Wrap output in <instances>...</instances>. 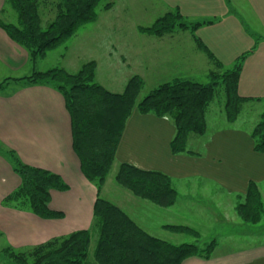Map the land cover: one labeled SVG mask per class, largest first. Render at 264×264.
Returning a JSON list of instances; mask_svg holds the SVG:
<instances>
[{"label": "crops", "instance_id": "1", "mask_svg": "<svg viewBox=\"0 0 264 264\" xmlns=\"http://www.w3.org/2000/svg\"><path fill=\"white\" fill-rule=\"evenodd\" d=\"M229 1L181 0V3L170 1L171 4L166 0L153 1V5L145 8V13L158 8L162 10L160 12L163 16L168 12H185L186 8L195 9L198 13L189 14V21L186 22L205 25L195 32L177 30L164 37L142 34L138 27L141 34L137 45L140 66L130 70L129 64L125 73L133 71L131 78L138 76L144 84L146 76L160 74L171 75L164 79L165 83L186 80L182 74L188 72L193 77L203 73L209 79L211 72L209 67L211 66L212 70L215 67L205 51L199 47L198 41L210 52L217 54L214 56L219 59L223 68L227 66L231 68L236 58L253 47L254 39L243 34L246 25L242 24L237 11L232 9V12L227 13L229 11L227 4L231 5ZM244 2L254 12L257 23L264 30V3L261 0ZM11 15V9L5 0H0V19L6 20ZM159 17H155L151 25ZM95 23L82 27L75 35L74 41L81 39L85 47H91L92 44L96 47L100 42L98 45L107 52L105 65L108 67L111 66L114 56L129 46V37L125 28L111 26L107 27L106 36L99 39L96 36L97 32L94 33L98 30L93 27ZM223 24L226 30L218 32ZM231 40L233 46L232 44L227 46ZM71 43L73 42L69 40L64 47L68 58L64 54L60 55L64 64L58 63L53 67L47 65L46 59L52 53L50 52L34 65L27 51L15 44L0 27V84L9 80L6 88L0 91V240L5 242V248L28 250L52 239L92 228L97 190L83 177L79 159L73 150L71 120L65 101L62 95L50 86L28 85L25 81H19L31 76L34 71L44 72L53 68H63L68 73H76L84 64L92 61L96 63L97 68L99 67L97 59L87 58L81 51L72 54ZM219 49L223 52L228 49L231 52L229 58L226 59L217 53ZM151 54L154 55L153 59H147L149 57L146 56ZM80 57L87 61H79ZM125 57V54H121L122 61L126 60ZM76 68L79 69L74 70ZM135 71L138 72L136 75ZM98 76L96 69V82L107 89L98 81ZM130 79L127 77L126 81H123L120 77L116 78L115 82H107L120 88V91L113 93H121ZM239 94L251 99L244 105L262 104L264 107V40L243 64ZM259 120L255 119L249 129L242 127L238 120L234 123L227 121L228 126L214 128L211 133L207 124L204 135H190L188 138V151L196 155L187 153L173 155L170 143L176 129L171 120L152 114L142 115L134 110L125 125L113 166L116 165L118 168L120 164H130L141 170L165 174L171 179L177 192V201L173 207L160 208L121 186L124 190L119 188L114 190L117 192L114 194L117 195L118 201L108 198L105 200L119 207L149 235L151 233L147 231L145 225L133 217L137 212H131L137 209H133L131 204L146 208L150 215L160 211L168 215V212L171 213L170 209H173L180 214L200 215L202 221L196 219L195 222L201 224L212 222L208 228L215 237L205 240L202 239L200 225L197 223L167 222L165 221L167 217H163L164 221L159 225L163 231H168L164 229L166 226H188L199 233L197 241L192 243L201 248L212 241L217 243L208 260L195 256L182 264H264V212L257 224L242 220L236 213V207L246 194L250 182L258 185L264 207V155L254 152V143L250 137L251 130ZM6 151L14 152L26 165L50 171L63 178L69 188L66 191L51 193V207L63 212L62 219H42L29 210L19 209L7 203V197L18 189L21 181ZM226 201L229 204H226ZM227 206L230 211L226 209ZM217 217L222 219L217 220ZM184 220H191V217L184 216ZM178 235L182 234L171 233L170 240L164 241L175 244L172 239Z\"/></svg>", "mask_w": 264, "mask_h": 264}, {"label": "trees", "instance_id": "2", "mask_svg": "<svg viewBox=\"0 0 264 264\" xmlns=\"http://www.w3.org/2000/svg\"><path fill=\"white\" fill-rule=\"evenodd\" d=\"M5 3L16 14L17 21L10 23L0 19V27L15 44L27 51L34 65L65 45L82 27L95 23L99 8L107 11L114 4L106 0H5ZM43 7H50L54 13V19L44 28L41 17ZM203 25L205 23L185 22L180 12L174 11L159 17L149 27H140L139 31L164 37L177 30L195 32ZM198 44L215 67L209 73V83L175 80L158 86L141 100L139 96L144 82L140 77L131 78L123 92H110L96 82L94 61L84 64L76 73L53 68L44 72L34 71L31 76L19 79L28 85L50 86L62 95L71 120L73 150L79 159L83 177L97 190V199L91 229L79 230L28 250H0V262L90 264L87 260L93 231L98 238L93 252L94 263L91 264H182L195 256L207 260L211 257L217 245L215 241L201 248L195 243L176 245L155 238L119 207L100 196L115 163L125 125L134 110L142 115L170 119L176 129L170 143L172 154L196 155L188 151V138L206 133V114L217 91L223 93V109L229 123L237 121L244 103L251 100L240 96L239 82L245 60L257 47L241 54L232 68L224 70L214 54L200 41ZM8 81L0 84V91L6 88ZM250 137L254 152L264 155V111ZM6 154L21 181L18 189L7 197V203L29 210L42 219H62L63 212L51 207V193L69 188L63 178L22 163L12 151H6ZM115 180L135 196L160 208L173 207L177 201L171 179L161 172L120 164ZM263 212L259 187L250 182L236 207V213L242 220L257 224ZM164 229L199 237V233L188 226H166Z\"/></svg>", "mask_w": 264, "mask_h": 264}, {"label": "rangeland", "instance_id": "3", "mask_svg": "<svg viewBox=\"0 0 264 264\" xmlns=\"http://www.w3.org/2000/svg\"><path fill=\"white\" fill-rule=\"evenodd\" d=\"M109 1V0H106ZM113 1L114 6L113 8L107 12L101 10V8L98 9V19H97V23H95V25H93L94 28H97L98 30H96L94 33L97 32V37L99 39L104 38L105 33L107 31V27L110 28L111 26H116V27H120V28H125L126 33L128 34V39H129V46H126V48L123 51H120L119 54H116L114 56V59L112 61L111 66L108 65V67H106L105 65V61L107 58V52L105 50L101 49V45L100 42L97 43V46H95V44H92V46H83V41L80 39L77 41L75 40V36L70 39L71 43L70 45V50L72 52V54L74 53H78V52H83V54L87 57V58H94L97 59V63L99 64V67L97 68L96 65V69H97V75L98 76V81H100V83H103L108 91H112V92H117L120 91V88L118 87V85L116 84H111L108 83L107 81L110 82H115L116 78H120L123 81H126L127 77L128 79H130L133 74V71L130 72H126V69L129 66V69L131 70H135L137 69V66H140L139 61H138V53H139V49H138V40L141 37V34L138 32V27H149L151 25V23L154 21L155 17H158L163 14L162 10H158V8H155L154 11H150V12H146L145 13V8L147 6L153 5V1L156 0H110ZM168 3H170V1H172L173 3H181V0H166ZM192 1V0H190ZM218 0H212V2H217ZM259 2V0H257ZM231 3V5H228V10L227 13H230V11L232 12V9H234L235 11H237V15H239V18L242 21L243 25L245 26V29H243V26L241 24V29H243V34H246L248 36L253 37L254 39V44L253 47H257L259 43L262 41V38H264V30H262V27L260 28L259 24L257 23V19L255 18L254 12L250 10L249 6L244 2V0H230L229 1ZM262 3H264V1L261 0ZM171 4V3H170ZM187 4V3H185ZM44 9L41 10V17H42V27H46L48 25V23H50L53 19H54V13L53 11L50 10V7H43ZM114 10V11H113ZM195 9H185L184 11H179L182 15H184L183 20L189 21L188 20V16H190L189 14H196L198 12H195ZM11 17L8 16L6 18V20H4L2 18L3 21H8L10 23H16L17 21V17L16 14L11 10ZM226 23V22H224ZM91 26V24H90ZM225 25L223 24L219 30H217L218 32H223L225 29ZM260 29V31H259ZM226 30V29H225ZM259 31V32H257ZM263 31V32H262ZM256 33H262V35H257ZM79 34V33H78ZM143 34V33H142ZM255 34V35H254ZM208 36V34H206ZM95 36V37H96ZM234 40L236 41V38H234ZM76 42V43H75ZM141 43V41H140ZM67 44V43H66ZM63 45L61 47H59L58 49L52 51V53H50V55H48L49 57L46 59V64L53 67L55 65H57L58 63H60L61 65L64 64L62 58L60 57V55L64 54L66 55V51L64 50V47L66 46ZM232 44L233 46V41L231 40L228 44L230 45ZM252 47V48H253ZM98 48V49H96ZM252 48L249 51H252ZM256 48V49H257ZM149 50L151 49L148 48ZM150 52V51H149ZM154 51H152L153 53ZM213 53V52H212ZM217 53H219L220 55H222L223 57H225L226 59L229 58L230 55V51L227 49V51L223 52L222 49L217 50ZM246 53V52H244ZM243 53V54H244ZM121 54H125V56L128 58H126V60L122 61L121 59ZM214 54V53H213ZM217 56V54H214ZM154 56V55H153ZM152 54L149 56L147 55L146 57H149L147 59H153ZM74 57V56H71ZM66 58H68V55H66ZM217 60H219L218 58H216ZM236 60V59H235ZM81 62H85L87 61L84 58L80 57ZM74 62V61H72ZM71 62V64H72ZM235 62V61H234ZM233 62V63H234ZM123 63V64H122ZM230 66L224 67V70H229ZM233 67V65H232ZM231 67V68H232ZM79 68H76L74 70H77ZM172 69L174 70L175 67L172 66ZM212 71V67H209V71ZM112 73H111V72ZM138 71V70H137ZM135 71L136 75L138 72ZM176 72V69L174 70ZM208 71V73H209ZM125 73V74H124ZM143 73V72H141ZM124 74V75H123ZM123 75V76H122ZM144 75V73H143ZM183 78H185L186 80L190 81H196L198 83H202V84H207L210 82V80L208 79V77L205 76V74H199L198 76H191V74L188 73H184L182 74ZM195 75V74H193ZM169 77H171L170 74H160V75H148L145 77L146 79V83L144 84L143 90L140 93L139 99L141 100L142 98H144L146 95H148L152 90L156 89L158 86L165 84L164 79H168ZM122 83V82H121ZM120 84V83H119ZM121 87V86H120ZM223 103H224V96L222 91H217V94L215 96V99L213 100V102L210 105V108L207 111L206 114V120H207V124H208V130L211 133L214 128H218V127H226L228 126V122L225 116V112L223 109ZM263 105H243L242 111L238 117V123L242 126L245 127V129H249L251 128V123H253V121L255 119H260L262 115L261 113L263 112ZM245 125V126H244ZM117 166L114 165L112 167L111 172L109 173V176L107 177V180L105 182V187L103 189V193L101 198L102 199H111L113 201H118V197L114 190L119 188L120 190H124L123 188H121L115 180V176L117 173ZM126 191V190H125ZM226 204H229L228 201H226ZM112 203V202H111ZM113 204V203H112ZM131 207L137 210H133L131 213L137 212V214H134L133 217H135L139 223H141L142 225L144 224L147 231H149V233H151V235H153V237L160 238V239H168V241L170 240L169 238L171 237V233H174L170 230L168 231H163V229L160 228V224L164 221L163 217H167L165 221H169V222H176V223H184V222H193V223H197L198 225H200L199 229L201 231V235H202V239L205 240H211L213 234L210 233L212 230L208 228L209 224H212V222H203V224H201L200 222H195L196 219H198L199 221H202V218L200 215L198 214H193V215H185V214H180L177 213L176 211H174L173 209H170L171 213L168 212V215H165L164 211H160V213L157 214H151L149 210L147 211L146 208H140L137 207L136 205L134 206V204H131ZM231 207V206H230ZM226 209L228 211H230V208L227 206ZM157 210V209H156ZM227 211V212H228ZM130 213V212H129ZM183 215V216H182ZM184 216H189L191 217V220H184ZM199 216V217H198ZM221 217H217V220H221ZM142 221V222H141ZM162 221V222H161ZM192 223V224H193ZM264 224V223H263ZM175 234H179V233H175ZM97 234L96 232L93 231L92 233V238H91V246H90V250H89V256H88V263H94V258H93V252L95 249V245L97 242ZM199 243H201V240ZM197 239L194 236H191L189 234H185L182 233V235H178L177 237H174L172 239V242L175 244H182V243H192V242H196ZM5 248V242L3 240H0V250H4Z\"/></svg>", "mask_w": 264, "mask_h": 264}]
</instances>
